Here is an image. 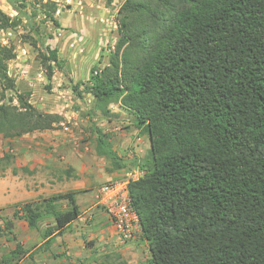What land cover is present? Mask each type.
<instances>
[{
  "label": "trees",
  "instance_id": "16d2710c",
  "mask_svg": "<svg viewBox=\"0 0 264 264\" xmlns=\"http://www.w3.org/2000/svg\"><path fill=\"white\" fill-rule=\"evenodd\" d=\"M6 2L15 16L0 9V31L25 21L21 38L50 81L63 60L40 27H60L57 4ZM38 13L44 17L35 21ZM118 24L107 64L81 84L90 120L109 118L117 104L148 137L138 164L144 174L127 187L151 254L146 264H264V0H124ZM15 57L12 44H0V99L14 95L0 102V137L58 129L62 117L33 107L8 75ZM72 90L83 98L77 85ZM90 132L96 154L123 168L109 136L96 125ZM77 194L18 204L13 218L39 232V250L48 252L53 234L77 218ZM46 221L52 225L40 229ZM3 224L15 240L14 223ZM26 253L16 243L0 264Z\"/></svg>",
  "mask_w": 264,
  "mask_h": 264
},
{
  "label": "rangeland",
  "instance_id": "374dc122",
  "mask_svg": "<svg viewBox=\"0 0 264 264\" xmlns=\"http://www.w3.org/2000/svg\"><path fill=\"white\" fill-rule=\"evenodd\" d=\"M32 1L28 0L29 3H32ZM51 1L57 4L55 17L60 27L56 28L51 22H46L41 24L40 31L51 36V38L45 39V43L58 50L59 56L63 60V68L60 71L56 70L50 81L46 78L37 61L36 51L28 43L23 42L21 38V35L27 34L25 21L16 30L0 31V44L3 46L12 44L15 48L16 57L8 62L7 71L8 75L14 79L17 90L21 93H29V102L36 109L60 115L62 123L58 129L52 131L35 132L16 139H4L0 137V176L5 173L2 168L4 162L1 160L7 154L15 157L17 155L30 156L32 158L31 161H35L34 166L29 171L18 169V175L23 179L29 177V179L37 180L34 185L44 183L41 182L40 178L43 174L47 173L46 169L39 164L37 159L41 160L43 157L49 156L57 157V166L61 167V152L67 147V153L71 154L73 151L74 155L80 154L85 158L92 157L97 161L99 157L96 154L95 137L90 132L94 125L104 129L106 133L112 136L111 146L115 149L114 152L117 157L122 160L120 164L124 165L121 168L122 175L132 172L145 157H140V159L137 157L140 154L138 153V148L135 147L131 140V135H129V117L127 114L120 113L119 115L122 117L112 116L110 118H102L97 116L94 120H90L87 112L91 107V96L83 92L84 85H82L88 82L92 69L102 68L107 64L108 55L115 49L116 41L119 37L118 9L124 0ZM0 9L10 17L15 16V12L10 8L6 0H0ZM29 10L30 8L28 7ZM43 17L42 13H38L34 20L39 21ZM91 17L93 18L91 19ZM114 18L117 19L116 30L110 24V21ZM107 26H110L116 35L113 34L114 32L110 33L105 39L102 38L96 42V46L88 44L90 41L88 36L89 31L97 27L98 32L100 30H102L101 33L109 32ZM102 27L105 28L101 29ZM101 59L102 61H100ZM76 85L83 98H79L73 92L72 88ZM11 97L14 98V95L7 93L5 100L0 99V102L9 103ZM11 103L12 105H17L15 99ZM111 109L115 111L118 108L111 105ZM112 113L116 115L114 112ZM64 139L68 141H66V146H64L65 148L62 151L57 144L61 143ZM125 140L128 141L124 142ZM123 144H125V147H122ZM21 146L27 148L25 152L18 149ZM128 154L129 157L127 158L126 155ZM107 165L109 166L108 170L112 169L114 172L117 169L109 160ZM58 170L56 168L52 171L51 175L56 180V188L61 189V182H59L58 178L60 170ZM122 175L118 178H121ZM52 188L54 187L46 188L45 193L38 196L36 200L52 195L54 193ZM94 201L99 206L96 199ZM11 212L12 210L9 208H0V216L11 217ZM15 220L20 223L18 226L19 234L16 240L24 249H29L30 243L36 242V239L40 235L38 232L32 231L33 235L28 237L26 234V222L18 218H15ZM49 223L46 221L40 227L44 228ZM1 232L5 236L2 237L3 241H5L2 251L14 248L16 245L15 240L11 241V236L5 228ZM33 236L34 240L32 239ZM30 239L32 240L29 242ZM35 251L36 253L41 252V254L48 253L50 255H48L47 261H41L40 264H54V258L50 254L52 253L51 250L44 252L37 249ZM56 252L55 250L54 253L56 254ZM22 264H31V261L25 259Z\"/></svg>",
  "mask_w": 264,
  "mask_h": 264
},
{
  "label": "crops",
  "instance_id": "0c3cea01",
  "mask_svg": "<svg viewBox=\"0 0 264 264\" xmlns=\"http://www.w3.org/2000/svg\"><path fill=\"white\" fill-rule=\"evenodd\" d=\"M92 18L93 17H91V19ZM107 27L109 32L101 33L102 30L98 32L97 27L89 31L88 36L90 41L88 44L96 46V42L100 41L102 38L105 39L110 33L114 32L113 34L116 35L115 31H112L110 26ZM103 28L105 27L101 29ZM100 61H102V59ZM113 106H117L118 109L113 111L110 107L111 113L114 112V114H116L113 115L112 113L110 117H122L119 115L120 113L124 115L127 114L130 124L129 135H131V140L135 147L138 148V153L140 154L137 155V157H139V159L140 157H146L149 152V140L147 135L143 132L142 128H137L135 126L133 115L117 104ZM101 130L106 133L104 129ZM106 134L109 136V145L111 146L112 136L108 133ZM66 141L68 140L64 139L61 143L59 142L57 144L61 150L65 148ZM127 141L128 140H125L124 142ZM125 144H123L122 147H125ZM24 147L25 146H21V148L19 147L18 149L25 152L27 148ZM66 149L61 152V167L57 166V157L54 158L49 156L43 157L41 160L37 159L39 164L47 171V173L43 174L40 178L41 182H44L41 183L43 184L42 186H40L41 184L34 185L37 180L29 179V177L23 179L18 175V169L29 171L34 166L35 161H31L32 158L30 156L17 155L15 157L7 154L4 159L1 160L4 162L2 168L5 173L0 176V208H9L12 212L11 217L0 216V258L7 255L15 248L2 251L3 243L5 242L2 238L5 236H3V232H1L4 228L3 220H10L14 223L13 235L15 236V244L18 243L16 238H18V226L20 223L12 217L16 205L39 201L36 200V198L45 193L46 188L52 186L54 187L52 188L54 192L52 195L59 193L64 194L71 191L78 192L75 197L78 207L77 218L65 226L60 233L56 234L55 232V234H53V242L49 250H51L53 254H55L54 251L56 250V254L59 255L56 260L53 259L54 264H146L151 259V254L140 232L136 234L132 241L126 243L121 242L104 209L101 206H97L94 201L97 188L108 182L119 179L118 177L122 175V170L116 169L117 171L115 170L114 172L112 169L108 170V159L104 157H99L97 155L99 159L95 161V158L92 157L85 158L80 154L74 155L73 151L71 154L67 153ZM111 149L115 151L112 146ZM126 157L128 158L129 154L126 155ZM56 168L60 170H58V178L60 180L59 182H61V189L56 188V180L53 179L51 175L52 171ZM61 209L67 210L69 209V205L66 202H62ZM49 225L51 226L52 223H49ZM46 226L47 224L45 227ZM26 228L28 237L32 236V231L35 230H30L28 227ZM40 229L43 228L40 227ZM32 239H35L34 236ZM32 239H30L29 242ZM43 243L44 241L39 236L36 242L33 241V243H30L29 249H26L27 253L19 261H14L11 264H22L25 259H29L31 264H40L41 261H47L48 253L41 254V252L36 253L35 251L40 249Z\"/></svg>",
  "mask_w": 264,
  "mask_h": 264
},
{
  "label": "built area",
  "instance_id": "2783aa9c",
  "mask_svg": "<svg viewBox=\"0 0 264 264\" xmlns=\"http://www.w3.org/2000/svg\"><path fill=\"white\" fill-rule=\"evenodd\" d=\"M110 24L114 30L117 29L116 18ZM143 174L144 170L136 168L121 178L100 186L95 193L97 204L104 209L116 235L124 243L132 241L140 232L138 217L131 206L127 187L130 181L138 180Z\"/></svg>",
  "mask_w": 264,
  "mask_h": 264
}]
</instances>
